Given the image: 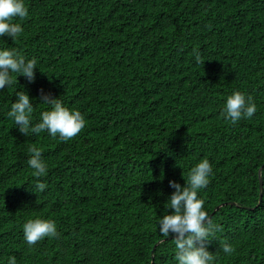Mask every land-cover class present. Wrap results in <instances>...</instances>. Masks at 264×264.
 Returning <instances> with one entry per match:
<instances>
[{"label": "trees", "instance_id": "obj_1", "mask_svg": "<svg viewBox=\"0 0 264 264\" xmlns=\"http://www.w3.org/2000/svg\"><path fill=\"white\" fill-rule=\"evenodd\" d=\"M25 4L22 34L0 37V49L37 62L34 81L12 73L0 89V264H178L159 221L172 211L169 182L185 185L204 158L213 264H264V0ZM41 89L84 116L74 138L25 135L8 117L25 91L41 122L51 108ZM237 90L257 110L233 124L222 113ZM32 145L47 165L40 193ZM36 217L58 235L29 245L23 224Z\"/></svg>", "mask_w": 264, "mask_h": 264}, {"label": "clouds", "instance_id": "obj_2", "mask_svg": "<svg viewBox=\"0 0 264 264\" xmlns=\"http://www.w3.org/2000/svg\"><path fill=\"white\" fill-rule=\"evenodd\" d=\"M25 0H0V37L5 35L13 40L23 32L20 23L15 22L28 16ZM193 56L197 63H205L198 49H193ZM35 58L26 59L15 49H0V89L14 83L12 73L23 75L30 82L35 80ZM17 99L12 103L8 117L15 125L19 126L22 134H39L47 131L53 138L57 135L68 141L74 138L85 127V119L79 110L64 106L59 98L41 89L42 102L51 105L50 110L41 113V122L34 126L31 124L33 103L28 92L18 91ZM256 104L251 96L247 98L239 90L227 96L224 115L231 123L235 124L242 118H251L256 112ZM30 155L29 166L33 169L32 175L37 178L34 190L37 193L46 189V184L40 177L46 175L47 165L42 160L41 149L35 145L28 148ZM212 166L207 158L202 159L190 169L186 184L170 181V187L175 191L170 195L167 207L172 211L164 215L160 221L162 236L171 235L174 238L176 260L178 264H213L215 257L208 250L209 237L213 236L218 226L213 224L204 210V201L198 198V190L206 187ZM24 238L29 245H35L45 237H56L57 226L54 221L36 217L30 218L23 224ZM222 243L223 252L232 254L235 249L226 242ZM8 264H16V258L9 259Z\"/></svg>", "mask_w": 264, "mask_h": 264}]
</instances>
